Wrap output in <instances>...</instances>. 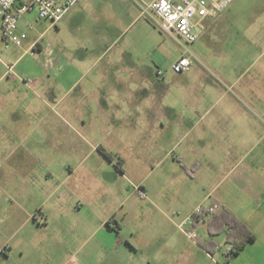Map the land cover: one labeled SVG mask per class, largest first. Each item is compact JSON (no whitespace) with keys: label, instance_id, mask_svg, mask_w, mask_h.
Instances as JSON below:
<instances>
[{"label":"rangeland","instance_id":"1","mask_svg":"<svg viewBox=\"0 0 264 264\" xmlns=\"http://www.w3.org/2000/svg\"><path fill=\"white\" fill-rule=\"evenodd\" d=\"M137 1L152 0H81L83 15L80 20L61 21L56 25L38 19L36 13L27 15L31 26L25 29L26 39L23 44L38 40L37 44L44 48L43 52H36L34 58L47 60L49 54L62 70L72 64L76 68L71 72L61 71L62 76L82 78L85 83L98 72H103V75L110 78L104 85L108 110L104 115L92 117L94 120H104V123L102 126L97 124L86 133L83 131L82 139L89 142L85 143L80 140L75 129L69 130L70 116H66L65 123L64 99L59 104H53L54 109H48L42 103V123L48 119L51 125L42 137L58 141L77 140L82 143L77 148L81 155H68V151L65 155L66 147L56 149V155L51 158L52 171L57 174V180L52 181L58 190L55 197L51 200L42 190L33 191L30 188L21 200L25 205L23 211L17 210L18 207L14 205L12 210L15 219L6 221L3 217L0 241L4 238L24 237L30 243L26 254L35 253L36 248L32 246L34 239L48 238L50 235L49 229L40 227L44 213L42 205L52 201L59 202L64 193L70 195L72 204L82 211L73 217L72 234L77 244L88 239L83 251L94 245L103 234V230L94 224L88 223L86 229L82 227L84 220H91L92 216H96L92 211L97 210V207L107 211L112 206L119 205L125 208L136 205L147 209L148 206L157 205L170 211L171 217L184 234L180 226L186 216L202 204L212 205L216 196L233 180L222 181V188L219 189L218 186L219 190L214 192L216 184L225 173L219 172L218 168L223 170L227 161L234 165L242 158L249 160L258 157L254 164L247 165L251 168L249 172L254 177L264 174V142L258 143L257 140L264 134V128L257 133L245 131L243 126L237 125L236 120L240 114L245 113L244 109L249 105L242 97L239 102L224 97L225 89L216 82L217 79L231 82L242 77L241 81L246 82L250 78H264V36L247 34L250 31L244 25L250 14L257 15L259 8L262 10V5L258 6L260 1L235 0L229 12L237 14L236 19L227 21L226 25L222 21L212 29L207 28L198 41L191 45H181L163 34L152 17L141 15ZM185 49L194 55V64L188 74L195 78L206 77L203 88L199 89V84H190L183 89L182 81H171L173 75L167 74ZM12 52L13 47L6 50L4 42L0 40V57L3 61L9 60ZM81 52L86 53L84 59H80ZM129 59L142 66H150L148 74L156 81L167 84L168 97L160 100V90L152 89L148 83L119 81L124 73L111 67L110 61ZM91 63L95 64L94 67H89ZM159 71L164 76L158 79ZM241 85L235 90L239 92ZM235 90L230 93L236 94ZM156 95L160 108L153 104ZM200 100L199 105H194ZM79 103L76 100V104L80 105ZM132 105L136 113L142 115L136 124L134 120L137 116H126ZM167 105L179 110H187L189 107L198 112L211 110L212 114L230 112L223 124L213 126L211 123H204L188 135L187 130L176 124L172 126L169 122L161 125L156 123L149 130L148 120L151 116L147 110L156 112L159 109V112ZM152 117L155 118L154 115ZM87 124L90 126L89 122ZM105 143L115 144L113 147H116L119 155H113V161L104 158L97 151V147L101 145L106 147ZM137 145H147V152ZM101 150L104 151L102 148ZM167 153L173 157L166 158ZM119 158H125L128 165H118ZM260 166H263V170ZM1 171L11 169L8 170L4 164ZM121 172H126V175L121 176ZM4 182L0 179V206L1 186ZM4 195L3 193V197ZM10 202L19 203L20 199L14 197ZM9 207L11 212V205ZM220 236L219 243L223 249H228L225 235ZM185 237L189 243L191 240L186 235ZM78 248L75 244L73 253ZM18 254L19 251L16 250L10 264H17ZM216 258V264H225L219 256Z\"/></svg>","mask_w":264,"mask_h":264},{"label":"crops","instance_id":"2","mask_svg":"<svg viewBox=\"0 0 264 264\" xmlns=\"http://www.w3.org/2000/svg\"><path fill=\"white\" fill-rule=\"evenodd\" d=\"M258 1H260L258 6L262 5V10L259 8L257 15L250 14L244 25L247 27L246 30L250 31L247 34L254 33L257 36H264V0ZM231 7L215 23L208 21V28L212 29L222 21L225 22V25L227 21H234L237 14L229 12ZM82 8L83 4L79 0L61 21H79L83 15ZM27 15L19 21V33H26L25 29L31 26ZM254 29L256 31H253ZM202 33H200V37ZM0 40L5 44L1 30ZM37 41L19 47L12 44L6 47L5 44V49L13 47V52L7 61H3L0 57V179L5 181L1 186L0 213L2 218L0 224L4 221L3 217L6 221L15 219L13 207L17 206V210L23 211L25 205L21 200L24 199L23 196H26V192L30 188L33 191L35 189L42 190L43 193L49 195V199L53 200L58 190L52 184L53 180H57V174L52 171L51 158L56 155L57 148L66 147L65 155H67V151L68 155H81L77 148L82 143L77 140L58 141L44 139L47 136L42 137L46 131L48 132L47 128H51L48 119L42 123V103L48 109H54L53 104H59L64 99V103H66L65 123L66 116H70L69 130L75 129L81 137L80 140H84L85 143L89 142L82 139L84 138L83 131L86 133L97 124L102 126L104 123V120L98 121L92 117L104 115L108 110V100L104 89V85L110 80L107 75L98 72L87 83L82 81V78L74 79L73 76H62L61 71L71 72L76 67L69 64L62 70L61 66H57V61L53 60L49 54L47 60L34 58L36 52L44 51ZM85 56V52L80 53V59H84ZM110 64L111 67L118 68L124 73V77L119 78V81L148 83L152 89L160 90V100L168 97L167 84L160 80L156 81L148 74L147 69H150V66H142L130 59L110 61ZM94 65L91 63L89 67H94ZM10 67H12V71L9 70ZM188 73L190 71L175 74L171 68L167 71V74L173 75L170 78L171 81L183 82L181 84V87L184 85L183 89L190 84H199V89L203 88L202 85L205 83L203 81L206 77L195 78ZM158 76L159 79L164 76V73L162 72V75ZM23 79L36 81L34 88H29L22 82ZM241 79L231 82L226 80L221 82L217 79L216 82L218 81L225 89L224 97L236 101H241L240 97H242L249 105L247 110L244 109L245 113L240 114L236 124L243 126L242 129L245 131L258 133L264 128V78H250L246 82ZM195 80L197 81L195 82ZM240 85L241 88L238 92L236 90ZM231 90H235L236 94L230 93ZM76 100L81 104H76ZM189 101L191 102V98ZM200 102L201 100L194 105H199ZM153 104L160 108L158 96L153 99ZM158 110L156 112L147 110L148 115L151 116L148 120L149 130L156 123L161 125V123L169 122L172 126L176 124L187 130L186 135L204 123H211L213 126L223 124L230 112L212 114L211 110L198 112L191 107L187 110H179L169 105L160 109L159 112ZM126 116H137L134 120L135 124L142 118V115L136 113L133 105ZM257 140L258 143H263L264 134L260 135ZM105 144L106 147L95 146L104 158L106 156L101 148L111 155H119L116 147H113L115 144ZM137 146L143 147L147 152V145L146 147L145 145ZM45 149H53V151ZM124 155L122 154V156ZM169 157H173V155L167 153L166 158ZM125 158L123 159L124 166L128 165ZM256 158L258 157L249 160L242 158L234 165L233 162L227 161L223 170L221 167L218 168L219 172L225 171V173L220 182L216 184L215 193L222 188L220 186L222 181L232 178L233 180L229 181L227 187L220 192L219 196H216V201L212 203V205H218L216 215L225 211L236 215L255 236V239L246 244L243 250L229 262H226L225 250L227 248L223 249L219 243V236H211L208 232V225L214 217L197 218L195 229L199 236L198 242L190 241L188 243L185 235L178 228L179 224L171 217L170 211L167 212L157 205L148 206V209L136 205L126 208L119 205L112 206L107 211L97 207V210L92 211L96 216H92L91 220H84L82 227L86 229L88 223L94 224L98 229L103 230V234L94 245L83 251L87 246L88 239L77 244L72 234L73 217L82 211L76 209L72 204V197L64 193L59 202L52 201L42 205L44 213L40 227L49 229L50 235L48 238L34 239L32 246L36 248V252L26 254L30 243L24 237L19 239L4 238L0 241V264H10L16 250L19 251L17 264H216V256L223 259L225 264H264V174L254 177L255 175L249 172L251 168L247 166L254 164ZM4 164L11 171H1ZM262 167L260 166L261 170H263ZM124 175L126 172H121V176ZM218 186H220L219 189ZM14 197L20 199V202H10ZM194 212L186 217L193 215ZM93 218H97V220ZM110 219L112 220L110 221ZM120 219L122 221H119ZM222 235H225L226 242V232ZM213 243L218 245V249L214 248ZM75 244L79 248L77 252L73 253L72 249ZM226 244L228 247L230 246L227 242Z\"/></svg>","mask_w":264,"mask_h":264},{"label":"built area","instance_id":"3","mask_svg":"<svg viewBox=\"0 0 264 264\" xmlns=\"http://www.w3.org/2000/svg\"><path fill=\"white\" fill-rule=\"evenodd\" d=\"M79 2V0H0V30L6 47L10 44L22 46L26 35L19 33V21L29 13H36L40 20H47L53 25L59 23ZM234 0H152L137 1L142 16H149L159 30L181 45H191L198 41L200 33L208 28V21L215 23L232 5ZM1 62V58H0ZM194 55L188 49L172 65L175 74L191 71ZM12 71V67L9 68ZM162 75V71L158 72ZM29 88H34L36 81L23 79ZM218 205H200L193 215L187 217L180 228L192 242H198L195 222L199 217H213ZM232 247L225 252L230 257Z\"/></svg>","mask_w":264,"mask_h":264},{"label":"trees","instance_id":"4","mask_svg":"<svg viewBox=\"0 0 264 264\" xmlns=\"http://www.w3.org/2000/svg\"><path fill=\"white\" fill-rule=\"evenodd\" d=\"M103 154L110 161H113V155L103 151ZM121 167L124 164V160L119 158L117 163ZM120 167V168H121ZM214 218L208 225V232L211 236H220L226 232V242L232 247V252L230 257L226 258V262H229L234 257H236L245 247L246 244L252 242L255 236L251 229L236 215L225 211L220 215H214ZM112 219H110L111 221ZM214 248L218 249V245L213 243Z\"/></svg>","mask_w":264,"mask_h":264}]
</instances>
